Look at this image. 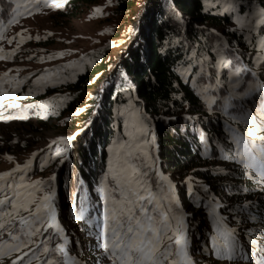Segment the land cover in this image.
Returning <instances> with one entry per match:
<instances>
[{"label": "snow or ice", "instance_id": "6c2138e0", "mask_svg": "<svg viewBox=\"0 0 264 264\" xmlns=\"http://www.w3.org/2000/svg\"><path fill=\"white\" fill-rule=\"evenodd\" d=\"M34 2L39 7V0ZM11 3L16 7L12 8L8 23L14 24L25 13L20 11L22 0H11ZM202 10L230 20L233 26L224 33L213 29L216 42L207 47L201 45L198 50L190 46L186 62L178 71L184 82L196 89L198 98L203 99L209 110L215 106L226 118L221 131L231 147L217 145L223 161H231L244 169L240 173L242 178L250 172L264 187V134H259L264 133V0H203ZM225 34L238 36L239 40L225 41ZM240 42H247L245 47L252 46L251 59H244L247 53L240 51ZM56 55L63 56V53ZM3 75L7 77L8 72ZM75 75V72L71 74L73 83ZM69 81V75L56 70L50 79L38 77L36 88H29L26 95ZM19 83L23 84L24 80ZM19 91L18 87L12 89V93ZM66 99L62 97L61 103ZM3 107L0 103V108ZM7 107L19 106L9 103ZM25 107L42 109L44 106ZM50 115H59V112L53 111ZM116 116L122 119L123 134L112 142L115 147L108 149L112 157L98 179L95 189L100 193L98 201H90L91 189L83 187L86 182L82 178L77 183L83 194L72 193L77 198L76 221L96 229L95 247L110 264H195L191 255L193 214L182 209L174 196L175 185L167 177L157 170L153 186L149 172L141 171V167H151L146 163L149 153L145 150L149 144L150 117L131 99L117 109ZM43 119H49V114ZM233 124H242L247 130L241 132ZM75 138L71 135L52 140V145L61 143L66 147H57L55 153L41 163V168L57 160L60 166L65 165ZM200 143L205 145L203 154L207 155L210 137L202 133ZM39 155L32 153L33 159ZM7 160L11 161L12 156L8 155ZM32 162L30 159L23 165L16 163L10 171L0 172V264H69V260L72 264H83L78 257L69 255L68 245L72 240L57 222L55 174L47 180L29 179ZM216 174L231 176L232 170L220 166ZM186 186L193 206L206 210L209 230L202 251L219 258L221 264H264V232L257 237L252 229L233 226L245 223L238 217L254 205L245 204L235 215H228L225 213L233 210L225 207L210 186L198 185L191 176L186 178ZM92 212L97 215L92 216ZM246 219L255 220L256 215L248 212ZM261 220L264 221V215ZM58 238L62 242H55ZM96 264H100V259Z\"/></svg>", "mask_w": 264, "mask_h": 264}, {"label": "trees", "instance_id": "16d2710c", "mask_svg": "<svg viewBox=\"0 0 264 264\" xmlns=\"http://www.w3.org/2000/svg\"><path fill=\"white\" fill-rule=\"evenodd\" d=\"M97 1L73 0L71 3L73 9L76 10L77 6H89ZM25 2L26 0H22L20 5L22 12L25 10ZM137 2L138 0L117 1V13L121 15L123 21L120 27L124 30L117 31L116 37L132 31L131 23L137 17ZM150 3L139 43L132 56L124 64L125 73L133 78L132 83L126 85L121 72H118L108 83L96 121L78 138L70 151L69 161L61 172L59 193L55 199L57 214L62 223L66 219L74 221L72 231L64 226L68 235L73 233L72 247H68L69 255L83 259V255L88 252L89 257H85L87 259L85 264H96L97 259H100V264H102V254L98 257L93 255L96 248L94 241H84L82 247L75 243V238L84 239L92 236L96 234V229L76 221L77 198L72 193L80 191V194H83L77 183L82 178L86 182L83 187L91 189L88 193L90 201L96 203L99 199L100 193L95 191L98 179L107 170L108 160L112 157L107 148L111 147L112 142L122 135L119 130L115 132L111 125L113 124V109L120 94L119 88L123 86L127 89L126 94L130 96L132 102L138 105L154 123L151 125L149 121L150 131L147 136L149 144L145 147L149 153L146 163L151 167H141V171L149 172L151 177L149 182L154 186L157 181L155 172L160 161L161 171L165 174L169 173L172 181L177 184L178 198L182 208L193 214L191 255L195 264H205L207 260L211 264H221L219 258L202 251L206 242L200 238L199 233L207 234L209 230L206 210L197 209L191 203L192 197L186 194V178L191 176L198 185L204 183L210 186L211 192L222 201L225 207L233 210L225 213L228 215H235L239 212L246 198H255L257 186L247 177L242 178L240 173L243 170L231 161H223L217 145L223 144L226 148L231 147L221 131L226 118L222 112L215 109V106L212 110L207 108L203 99L198 98L196 89L184 82L178 69L186 62L190 46L194 45L199 50L201 45L207 47L215 43L216 36L212 30L226 25L229 20L203 11V0H152ZM15 7L16 5L11 3V0H0V35L7 31L8 21L12 18V8ZM223 39L238 41L239 37L225 34ZM245 45L246 42H240V51L246 52L244 59L249 60L252 58V49L249 50V46L245 47ZM103 53L104 51L101 50L95 51L92 66L78 75L75 82L69 84L64 92H80L91 87L97 77L105 76L109 72L111 63ZM10 55L12 56L8 52L2 54L3 57ZM257 71L259 73L260 69L257 68ZM12 89H14V84L11 79L1 83L0 103L17 104L19 107L11 108L10 119L20 122L36 115L37 108H26V105H44L42 101L44 97H54L63 92L61 87L50 88L45 94H37L36 91L27 101L28 103H25L22 98L17 99ZM48 101L50 103L51 100ZM99 101L100 97L93 100L95 104ZM66 105L68 104H64L65 108L61 107L62 112L73 108V102L67 107ZM91 110L75 119L71 124V129L83 128L92 115ZM233 127L241 132L247 130L242 124H233ZM202 133L210 137L207 155L203 154L205 145L200 143ZM18 144L17 139L0 140V153L9 149L10 153L14 154ZM156 145L158 156L155 154ZM40 165L41 163L38 167ZM220 166L226 170L231 169L232 175H217ZM253 205L248 212L256 215L255 220L246 219L248 212L240 213L238 218L245 220L244 228L252 229L258 237L260 232H264L260 227L263 222L261 215H264V203L259 201ZM99 206L97 203V207ZM91 215L96 216L97 213L92 212ZM233 226L238 227L239 225ZM55 242L61 241L57 239ZM195 247H198V253L194 252ZM82 249H85V252ZM199 254L201 256H197Z\"/></svg>", "mask_w": 264, "mask_h": 264}, {"label": "rangeland", "instance_id": "374dc122", "mask_svg": "<svg viewBox=\"0 0 264 264\" xmlns=\"http://www.w3.org/2000/svg\"><path fill=\"white\" fill-rule=\"evenodd\" d=\"M72 1L73 0H39V7H36L34 0L33 2L26 0L25 10L23 11L25 14L18 18L16 23L9 24L7 31L0 35V57H3V52L12 54V56L10 55L11 57L0 58V85L3 81L11 79L14 84V89L17 87L20 89L18 93H15L17 99L22 98L25 103H28L27 101L34 93L30 96L26 95V93L29 88H36L35 81L40 76H44L45 79H50L56 70H61V74L70 76L69 83L57 84L55 87H47L43 92L37 91V94H45L50 88H63V92L60 93V95L44 97L42 100L44 107L42 109H37L36 115L28 117L24 121L20 122L15 119H10L11 108L7 107L9 103L5 104L2 102L4 107L0 108V140L17 139L19 142L18 148L16 149L17 151L14 154L10 153L9 149L0 153V172L10 171L16 163L23 165L25 162L32 159L33 162L28 173L29 179L47 180L55 174L56 180L54 186L57 195L59 193V181L64 165L60 166L59 160L50 162L48 166L43 168H41V166L38 167V165L49 156L53 155L57 147H66V145L61 143L52 145V140L75 135L76 138L72 141V147L68 149L67 153L68 157L70 156V151L74 144L81 134L88 129V124L92 122L98 106L101 105V100L104 97L108 83L118 72L123 74L126 85L132 83L133 78L125 73L124 64L132 56L135 47L139 43V37L145 24L146 15H148V8L151 4L150 2H152V0H138L136 9L137 17L135 21L131 23L132 31H130L129 34H127L128 32L124 34V32V35L116 37L115 33L117 31L122 32L124 30L120 27L123 23L122 17L117 13L116 9L118 0H111V3H109V0H98L96 3L89 6H77L76 10L73 9ZM205 6L208 7V5ZM96 8H100L101 11L96 12ZM231 26H233V24L229 20V23L218 27L216 30L224 33L225 30ZM49 33H51V35H49ZM254 35L259 36V33H255ZM37 36L40 37L39 40L35 39ZM248 46L249 50H251L252 46ZM100 50L104 51L103 54L105 58L111 63L109 72H107L105 76L97 77L93 81L94 83H92L91 87L87 89H83L76 93L64 92L65 88L73 83L71 82V74L73 72L76 73L75 79L87 68L91 67L94 58L93 53L95 51L99 52ZM14 51L16 53H14ZM57 53H63V56H58L56 55ZM48 56H53L54 58L49 60L47 59ZM29 57H31V59H29ZM41 57H44V59L41 60ZM73 61L76 63L72 67L67 69L62 68L63 65ZM5 72H8L7 77L3 75ZM21 79L24 80L23 84L19 83ZM126 90L127 89L123 86L119 88L120 94L118 95L117 103L113 109V124L111 128L115 132L119 130L120 134H123V123L122 119L116 116V111L122 104H126L128 99H130V96L126 94ZM62 97H67L68 99L61 103ZM97 97H100V101L95 104L93 100ZM134 98L140 101L136 96H134ZM48 100H51L50 103ZM72 102L73 108L70 111L62 112L61 107L65 108L64 104L69 105ZM68 105H66V107ZM81 109H83V111H81ZM88 110L92 111L88 123L81 129H71L73 121L87 113ZM38 111L39 115H37ZM53 111H58L59 115H50ZM45 114H49V119H43ZM150 124L154 125L151 118ZM50 145L51 147H49ZM111 147H115L113 143ZM109 148H107V150ZM41 150L43 151L41 152ZM33 152L40 153L38 158L33 159ZM8 155L12 156L11 161L7 160ZM240 169L245 171L242 168ZM59 170H61L60 173ZM162 174L165 176L168 175L167 177L169 180L176 184L172 181L169 173L165 174L162 172ZM247 179L255 183L257 186V194L255 198H246L243 204H254L259 201L264 203V187L257 183L256 179L252 178L250 172ZM174 195L175 198L179 200L177 184L175 185ZM57 222L60 223L63 228L65 226L72 231L74 222L72 219H66L62 223L57 214ZM260 227L264 230V221L260 224ZM238 228L244 229V225H239ZM75 235L74 233V236ZM199 236L203 241L207 242L206 234L199 233ZM69 237L73 241V233H70ZM75 240L79 242V244H77L79 247H82L84 241H94L95 245L98 242L96 234L84 239L75 238ZM69 246L72 247V243H70L68 247ZM82 250L84 251L85 249ZM194 252L198 253V247H195ZM101 254L102 253L95 248L93 255L98 257ZM83 256V259H79L85 264L87 260L85 257H89V253L87 252ZM197 256L201 255L199 254ZM107 263H110V261L106 258H102V264ZM69 264H72L71 260H69ZM205 264L211 263L207 260ZM244 264H247V262Z\"/></svg>", "mask_w": 264, "mask_h": 264}, {"label": "water", "instance_id": "95a60500", "mask_svg": "<svg viewBox=\"0 0 264 264\" xmlns=\"http://www.w3.org/2000/svg\"><path fill=\"white\" fill-rule=\"evenodd\" d=\"M99 107L100 106H98V108H97V110H96V112H95V116L93 117V120H92V122H90L89 124H88V127L89 126H92V124L96 121V119H97V116H98V111H99ZM157 149H158V146L156 145V154H157ZM157 170L162 174V171H161V163H160V161H159V164H158V168H157ZM60 171L61 170H59V173H60ZM163 176H165L164 174H162ZM168 176V175H167ZM167 176H165V177H167ZM168 178V177H167ZM169 179V178H168ZM172 184H174L173 182H172ZM174 185H176V184H174Z\"/></svg>", "mask_w": 264, "mask_h": 264}]
</instances>
